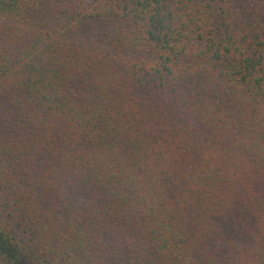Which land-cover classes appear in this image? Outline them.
<instances>
[{"label": "trees", "instance_id": "trees-1", "mask_svg": "<svg viewBox=\"0 0 264 264\" xmlns=\"http://www.w3.org/2000/svg\"><path fill=\"white\" fill-rule=\"evenodd\" d=\"M0 264H264V0H0Z\"/></svg>", "mask_w": 264, "mask_h": 264}]
</instances>
